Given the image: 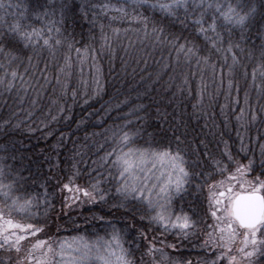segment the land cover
<instances>
[{"label":"trees","instance_id":"trees-1","mask_svg":"<svg viewBox=\"0 0 264 264\" xmlns=\"http://www.w3.org/2000/svg\"><path fill=\"white\" fill-rule=\"evenodd\" d=\"M155 2L3 0L0 17L5 23L0 31L17 20L29 31L40 29L44 35L52 28L55 49L25 48L22 42L9 39V47L20 59L9 64L0 54V76L17 65L23 72L31 55L40 69L47 63L49 77L37 83L32 74L40 77L41 73L28 67L31 86L21 87L19 76L11 88L10 76L0 83L3 176L7 183L14 182L13 193L35 201L37 213L29 223L41 228L40 238L111 232L115 226L134 262L209 264L218 252L225 251L212 247L218 240L209 185L222 182L233 190L246 183L245 192L239 193L264 196V74L258 67L264 66V6L256 0L257 12L243 29L224 25L215 8L207 10L205 21L210 22L215 15L221 25V46L195 30L191 14L199 15L201 9L193 0H188L187 19L185 8H176V15L170 16L153 7ZM213 3H218L222 12L229 4L244 5L248 0ZM135 16L146 21L133 19ZM160 27L164 34L157 39L152 30ZM174 36H179L181 43L187 39L189 46L195 45L197 55L189 58L177 52L179 45L169 43ZM57 39L62 43L56 45ZM229 39L239 47L226 51ZM137 130L128 147L179 150L193 173L186 193L173 201L175 213H187L194 221L186 236L164 233L148 223L135 201L124 204L108 175L113 171L108 168L111 160L100 166V158L116 146L120 132ZM249 160L253 161L250 171L236 172ZM217 161L220 167L226 164L227 170L221 172ZM230 174L234 179L229 180ZM96 179L101 180L99 195L104 199L90 202L78 189H90ZM65 184L70 187L65 188ZM72 194L82 200L68 207ZM141 231L144 235H138ZM243 231L239 229V235ZM259 236L264 237V232ZM150 241H154L155 251L168 255L156 259L155 251L148 252ZM239 242L231 255L238 257L236 264H245ZM172 244L175 247H169ZM217 264L229 262L224 259ZM250 264H264V251L251 257Z\"/></svg>","mask_w":264,"mask_h":264},{"label":"snow or ice","instance_id":"snow-or-ice-1","mask_svg":"<svg viewBox=\"0 0 264 264\" xmlns=\"http://www.w3.org/2000/svg\"><path fill=\"white\" fill-rule=\"evenodd\" d=\"M140 2V0H136ZM261 6H264V0H260ZM193 4L196 8L201 9L199 15H192V24L196 26L195 30L198 33L204 35L206 40H210L213 45L224 43V37L218 29L221 27L218 22V18L213 15L210 22H206L204 19L205 12L207 10L215 8L220 12V16L223 18V24L230 27H239L243 29L246 23L251 17H254L257 12L256 0H248V3L239 6H233L229 4L227 9L220 11L221 6L218 3H213V0H193ZM158 7L161 11L166 12L170 16H175V9L183 7L185 8V18L187 19L189 13L187 9L189 7L188 0H156L152 5ZM5 4L3 0H0V9H3ZM10 7V5H9ZM107 8V5H104ZM123 11V9H120ZM137 20H145V17L135 16L132 17ZM5 23L4 17H0V25ZM183 23V21H182ZM145 27L147 25L145 24ZM59 29H56L59 34ZM117 31H119L117 29ZM153 33L160 39L164 34L163 27H160L157 31L153 28ZM49 34L44 35L40 29L32 28L30 31L27 27L22 25L18 20L10 25H6V31H0V54L5 57L6 63H11L20 59L15 52L14 48H10L7 41L9 39H15L18 42H22L25 48L31 46L35 48H47L50 51H54V46L51 40L52 28L48 30ZM211 33V36L209 35ZM231 35V33H229ZM43 43L40 44L39 41ZM62 41L57 39L56 45L61 44ZM169 43L179 45L176 48L177 52H182L186 57H193L197 55L196 46H189L187 39L181 43L179 36H174ZM71 49L72 44L68 45ZM234 47H239V44H233L231 39L228 41L226 51H231ZM186 50V51H185ZM79 52L80 50L77 49ZM37 57L39 53H35ZM207 62V57L203 58ZM65 60L68 57L65 56ZM233 62H236L235 54H233ZM3 67V65H0ZM28 67L36 69L41 73L40 77H36L34 73L33 78L40 82L41 78L46 82L49 77L47 75V63L45 68L40 69L38 64L33 63L32 56H28V66L25 67L23 72L18 71L19 65L16 68H12L8 73L5 69V76H0V83H3L7 76L8 87L11 88L16 78L19 76L23 83L21 87L31 86L30 81L27 79ZM261 67L262 74H264V66ZM232 71V66L229 65V72ZM255 78V70H254ZM231 84V81H229ZM44 85H41L43 87ZM99 88V85H97ZM39 95V89H37ZM75 95V92L73 93ZM35 102V101H34ZM255 118V115L253 116ZM137 132L126 131L120 132L116 141V146L113 147L111 152H106L101 160V167L111 160V164H108V168L113 170L109 171L108 175L116 183V192L123 196L124 204H128L131 201H138L142 204H146L152 215L148 217L151 222L156 223L165 231L180 229L179 234L187 235V230L194 226V221L191 217L184 212L174 213L170 211L171 204L174 197H182V194L186 193L187 185L193 173L187 167V161L184 155L179 151H172L170 148H166L162 151H155L151 149H139L134 147H128L132 143L133 138L138 134ZM179 140V137H177ZM229 156V161H231ZM148 160H159L161 162L163 170L160 175L155 174V165L153 169H147L145 162ZM217 166L221 172L227 170V165L220 167V162L217 161ZM264 165V159L261 161ZM253 161L249 160L248 164H240L236 169V172L250 171L252 169ZM99 176L100 173H97ZM3 176V169L0 168V177ZM234 179L230 174L229 180ZM14 182L7 184L0 181V194L5 199H10L11 204L6 205L10 209H18L20 212H24L30 209L31 199L20 201L16 197L11 195V190ZM101 183L100 179H96L89 188H79L78 191L83 192L85 197H88L89 201H95L97 199L103 200L104 197L99 195L98 185ZM264 186V185H262ZM65 188H69L68 184L64 185ZM197 189L201 188V185H196ZM219 189V190H217ZM79 199V197H76ZM209 202L210 211L214 219L218 221V225L215 231L219 234L217 243H213V248H223L225 251L218 252L215 258L209 262V264H217V261H223L227 259L229 264H236L238 257L231 255L232 246L238 235V229H244L243 237L244 243L238 249L245 264H250L251 257L256 255L260 251H264V237L259 236L258 233L264 232V196H259L256 193H250L247 195H232L231 187H224L222 182L213 181L209 185ZM124 206L123 204L121 205ZM222 214V215H221ZM175 216V219H173ZM134 219V218H133ZM144 217L141 216V220ZM41 228L31 223H21L14 221L11 218H5L3 210L0 209V249H6L7 251H15L19 253L21 250V242L26 240L29 236H34L40 232ZM138 235H144L141 231ZM123 239L122 233L115 226L112 228V232L108 234V239L104 237H97L92 243H84L82 249H77L76 256L72 257V264H95L99 261L100 264H134V261L129 258L128 249L123 247L121 243ZM44 241L36 240L32 245V249H38L44 245ZM131 244L132 242L129 241ZM115 245V247H113ZM169 247H175L174 244ZM156 250L154 241L149 242L148 252H154ZM52 256L50 262L48 257ZM65 254L60 252V256ZM56 253L49 244L46 250L41 251L40 258L37 259L32 255L30 251L26 259L29 262L35 261V264H55ZM11 259V257H7ZM24 257L20 258L17 264H22Z\"/></svg>","mask_w":264,"mask_h":264},{"label":"rangeland","instance_id":"rangeland-1","mask_svg":"<svg viewBox=\"0 0 264 264\" xmlns=\"http://www.w3.org/2000/svg\"><path fill=\"white\" fill-rule=\"evenodd\" d=\"M147 169H153V166L155 165V174L156 175H160L161 171L163 170L161 162L159 160H148L145 162ZM0 168H2V160L0 157ZM0 181H2L3 183L7 184V181L4 179V176L0 177ZM246 183H242V184H238L235 186V188L232 190V195L233 197L239 193V192H243L244 190H246ZM219 190V189H217ZM245 192V191H244ZM11 195L13 197H16L18 200L20 201H24V200H29L31 199L32 203L30 206V209L24 212H20L18 209H10L9 207H7L6 205L11 204V200L10 199H5L3 197L2 194H0V209L3 210V214L5 216V218H11L14 221L17 222H21V223H29V219H31L36 213V205H35V201L32 198H28L23 196L22 194H16L13 193V190H11ZM119 196H121L120 194H118ZM76 197H79L78 194H72L70 196V202L68 203V207L74 205L76 202H80L82 199L79 197V199H76ZM122 199L124 200L125 198L123 196H121ZM175 197L173 198L174 201ZM173 201L171 204V208L170 211L174 212L173 209ZM136 203L140 204V206L143 208V212L145 213L148 223H151V221L148 219L149 216L152 215V212L148 210L147 205L146 204H142L138 201H135ZM68 207L66 208L68 210ZM65 209V211H66ZM175 213V212H174ZM178 213V212H177ZM222 215V214H221ZM173 219H175V216H173ZM152 224L156 227L159 228L160 231L162 232H166L168 234H172V233H180L181 230L180 229H174V230H169V231H165L163 228H161L159 225H157L156 223L152 222ZM218 225V221L216 220L215 223V227H217ZM112 232V231H111ZM111 232H98L95 234H90V235H76V236H67V237H61L58 239H44V238H40L39 237V232L36 233L34 236H29L26 238V240L21 242V250L19 253H16L15 251H7L6 249H0V264H17L18 261H20L21 257H24L25 259H23L22 264H35V261L29 262L26 257L28 256V253L31 251L32 255L39 259L40 255H41V251L42 250H46L47 246L49 244L52 245L53 250L56 253L55 256V264H72V257L76 256V251L77 249H82L83 248V244L84 243H92L96 240L97 237H104L105 240L108 239V234H110ZM244 232V231H243ZM215 237H217L218 240V236L219 234L217 232H215ZM259 235V233H258ZM123 236V235H122ZM36 240H42L44 241V245L41 246L38 249L33 250L32 249V245L35 244ZM154 240V239H153ZM239 240V244L238 248L241 247V245L244 243V237H243V233L242 235H239V229H238V235L236 240L233 243V246L235 244V242ZM121 243L123 244V247L125 249H128V255L129 258L131 260H133L131 258V249H129L126 244H125V238L123 236V239L121 241ZM217 243V242H216ZM232 246V247H233ZM113 247H115V245H113ZM63 251L64 252V256L61 257L60 256V252ZM157 252V253H156ZM168 255V253L166 252H160V251H155L154 257L156 259H164L165 256ZM11 257V259H7V257ZM49 261H52V256L50 255L48 257ZM95 264H100L99 261H96ZM134 264H139L138 262H134Z\"/></svg>","mask_w":264,"mask_h":264},{"label":"water","instance_id":"water-1","mask_svg":"<svg viewBox=\"0 0 264 264\" xmlns=\"http://www.w3.org/2000/svg\"><path fill=\"white\" fill-rule=\"evenodd\" d=\"M251 193H256L257 195H259V196H262L260 193H258V192H251ZM247 195V194H250V193H238V194H236V195ZM242 230H244V229H242Z\"/></svg>","mask_w":264,"mask_h":264}]
</instances>
